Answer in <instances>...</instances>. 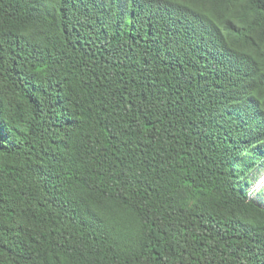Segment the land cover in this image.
Listing matches in <instances>:
<instances>
[{"label": "trees", "instance_id": "trees-1", "mask_svg": "<svg viewBox=\"0 0 264 264\" xmlns=\"http://www.w3.org/2000/svg\"><path fill=\"white\" fill-rule=\"evenodd\" d=\"M264 0H0V264H264Z\"/></svg>", "mask_w": 264, "mask_h": 264}, {"label": "rangeland", "instance_id": "rangeland-1", "mask_svg": "<svg viewBox=\"0 0 264 264\" xmlns=\"http://www.w3.org/2000/svg\"><path fill=\"white\" fill-rule=\"evenodd\" d=\"M249 196L264 202V167L256 174L248 187Z\"/></svg>", "mask_w": 264, "mask_h": 264}]
</instances>
